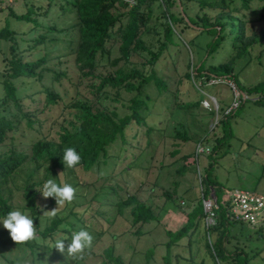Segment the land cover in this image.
Listing matches in <instances>:
<instances>
[{
    "label": "trees",
    "instance_id": "16d2710c",
    "mask_svg": "<svg viewBox=\"0 0 264 264\" xmlns=\"http://www.w3.org/2000/svg\"><path fill=\"white\" fill-rule=\"evenodd\" d=\"M45 2V5L36 7L29 5L26 12L20 15H15L10 7H6L8 17L30 25L31 28L24 33L29 39H22V35H17L10 29L8 22L0 29V49L4 44L8 50L7 57L2 58L3 68L0 69V148L7 146L5 142L11 140L21 126L40 134L42 124L37 113L25 105L27 101L35 102V94H43L46 107L60 104L62 111L69 110L72 113V120L65 127H59L56 139L46 140L39 136L29 143L27 152L16 151L12 146L6 152H0V215L15 209L11 202L12 191L18 192L21 205L17 208L32 216L36 230V237L32 240L15 243L0 228V248H26L33 254L37 251L36 246L55 234L63 233L64 239L70 240V232L79 226L92 228L90 223H86L84 215L89 206L95 203L97 207L94 214L95 217L99 216L98 209L108 204L106 198L110 192L112 200H115L111 203L117 214L122 215L128 210L133 226L157 221L152 210L134 194L125 193L120 196L114 187L103 184L100 188H95V181L82 183L83 181L75 180L71 185L74 188L81 184L89 188L92 186L91 198H87L91 191L86 188L81 195L85 198L83 207L73 205L65 217H58L57 211H54L53 217L46 223L47 219L42 217V213L49 206L53 207V201L52 198H42L37 190L49 176L56 179L58 184H63L67 183L68 177L74 176L77 169L86 174L93 167L106 165L112 145L119 142L121 150L125 151L124 145L129 144L125 131L132 123L145 127V134L149 135L155 124L146 119L155 111L154 103L157 102L167 110L168 115L163 120L175 111L194 109L205 98L204 90L214 86L206 85L210 79L230 81L246 98H252L255 104L264 103V80L244 87L233 74L235 61L248 55L253 45L264 38L262 34H248V21L243 12L253 2H262L264 8V0H133L132 4L125 0ZM154 8L158 12L155 19L160 22L159 28L149 25L154 18ZM187 31L194 32L193 37L189 38ZM31 34L34 37H30ZM198 38L203 42H199ZM181 41L190 50L192 46L199 48L197 43L203 45V56L195 65L187 55L183 75L195 86L198 85V91L201 92H198V100L194 103H178L177 91H170L166 81L153 69L160 56L168 52L171 45L183 46ZM114 47L118 56L111 58ZM54 53L55 57L52 58ZM142 53L146 54L147 59L145 63H140L141 68L138 69L132 59ZM219 54L224 55L223 62L206 64L209 58L214 59ZM68 57L72 59L71 65L75 71V81L71 83L73 95L61 97L52 87L43 88L35 94H25L32 83H40L45 77H49L51 86L66 78V70H62L59 65L63 58ZM51 61H56V64H50ZM172 64L174 66V62ZM128 66L131 67L126 68ZM230 97L232 99L231 91ZM108 102H113L116 106L109 107ZM148 102H153L150 108ZM216 102L217 121L206 135H211L221 126L222 136L210 137L214 138V145L210 149V156L208 155L211 161L201 175V185L204 196L207 195V188L213 187L216 197L221 199L224 192L217 189L216 180L210 177L209 171L215 163L217 153L230 138L227 120L231 114L224 116L222 113L230 103L221 109L219 99ZM209 113L212 115L214 111L210 110ZM175 136L182 141L188 140L185 133L177 132ZM205 141L207 144L210 140L206 138ZM67 147L75 149L81 157L80 163L73 168H63L61 162L63 151ZM183 159L186 160V157ZM180 172H183V168ZM110 177L111 175L104 179ZM184 215L185 222L182 226L174 231H165L168 238L163 243L166 256L181 239L186 237L189 241L191 234L202 224L204 213L200 196ZM41 219L45 222L42 228ZM215 223L208 231L202 227L203 247L211 264H247L254 253L248 255L244 243L236 240V235L240 232L248 240V228L231 221L223 205L216 212ZM62 224L66 226L64 229L59 227ZM103 232L104 230L94 233L98 237ZM263 233L264 231H256L255 234L262 239ZM45 248L60 262L67 264H75L87 254L85 249L82 253L73 255L67 253L66 249L58 253L55 249ZM152 250H148L149 255ZM68 254L69 258L66 256ZM105 254L108 262H117L111 256L110 249ZM37 264L42 263L39 261ZM198 264L204 263L200 261Z\"/></svg>",
    "mask_w": 264,
    "mask_h": 264
},
{
    "label": "rangeland",
    "instance_id": "374dc122",
    "mask_svg": "<svg viewBox=\"0 0 264 264\" xmlns=\"http://www.w3.org/2000/svg\"><path fill=\"white\" fill-rule=\"evenodd\" d=\"M45 1L0 0V29L8 22L10 29L15 31L17 35H22V39H29L24 33L31 28L30 25L8 17L6 7H10L15 15H20L26 12L29 5L34 7L45 5ZM262 6V2H253L250 8L243 12L246 21H248L246 26L248 34L256 36L262 34L264 37V8ZM157 15V8H154V18L149 25L159 28L160 22L155 19ZM31 35L30 37H34L33 34ZM193 35L194 32L187 31L189 38ZM183 37L185 38V35ZM197 40L203 42L199 38ZM181 43L183 46L171 45L168 52H164L160 56L153 69L158 76L166 81L170 91H177L178 103H194L199 97V87L198 85L195 86L191 80L185 79L183 75L186 71L187 55L190 62L195 65L203 56V45L197 43L196 46L201 49L192 46L190 50L183 41ZM154 44L157 45L155 41ZM7 55V47L3 44L0 49V69L3 68L2 58L7 57ZM54 55L55 53L51 55L52 58L55 57ZM117 56V49L114 47L111 58ZM146 59V54L142 53L140 56L135 55L132 60L140 69V63H145ZM223 59L224 55L219 54L214 59L209 58L206 64H219L223 62ZM71 61L72 59L69 57L63 58L59 65L62 70H66V78L51 86L49 77H45L40 83H32L25 94H35L43 88L52 87L61 97L73 95L74 90L71 83L75 81V71ZM172 62H174V66ZM52 63L56 64V61H51L50 64ZM145 66L148 67L146 64ZM129 67L131 66L126 68ZM233 74L244 87L253 86L264 80V38L261 42L253 45L248 55L235 61ZM225 83L227 82L204 90L207 97L219 99L221 109L231 102L230 91L232 87ZM207 97L205 98L207 105H204L202 101L198 107L185 112L175 111L165 120L163 119L168 115L167 110L157 102L154 105L153 102H148L149 108L152 105L156 107L155 111L146 119L155 124V128L149 135L145 134V127L132 123L125 131L126 140L129 144L124 145V152L117 142L109 148V159L106 165L100 164L98 167H93L86 174L77 169L74 176L67 178V183L70 185L75 180L83 181L82 183L95 181V188H100L104 184L116 188L120 196L125 193L134 194L157 216L156 222L133 226L128 216V210H125L122 215L117 214L114 204L111 203L115 200H112L111 192L108 193L106 198L108 204L105 206L106 208L104 207L105 209L100 206L98 209L99 216L95 217L94 214L97 207L95 203L89 206L84 215L86 223H90L92 228L85 229L82 225L76 229L87 230L92 235V242L85 249L87 254L84 259L75 264H167V262L168 264H198L200 261L204 264H211V260L203 247L202 224L198 226L194 234H191L189 241L186 237L178 241L177 245L171 248L168 256H166L163 247V243L168 239L165 236V231H174L182 226L185 222L184 212L193 206L195 199H199L197 174H204L211 161L209 156L210 149L214 145V138L222 136L221 126H218L211 135H206L207 131L212 129L218 111L215 110V106ZM33 99L35 102L27 101L25 105L37 113L42 124L40 134L21 126L18 132L12 135L11 140L5 142L7 146L0 148V152H6L11 146L16 151L27 152L32 140L39 136L46 140H54L57 137L59 127H65L67 122L72 120V113L69 110L62 111L60 104L46 107L43 102V94H35ZM107 105L109 107L116 106L113 102H108ZM210 110H213L214 114L211 115ZM227 124L230 138L222 150L217 153L215 163L209 171L210 177L216 180L217 189L222 192L243 190L264 196V103L257 105L250 97L246 100L242 98L238 108L228 118ZM177 132L185 133L188 140L176 139L175 134ZM132 136L135 138L132 139ZM212 136L214 138L210 139ZM206 138L210 140L207 144ZM201 140L209 149V153L201 155L196 160L194 159V147ZM183 157H186V160ZM182 168L183 172L181 173L180 169ZM110 175L109 179H104ZM86 188L91 191L87 196L90 199L93 191L92 186L89 188L84 184L74 188L73 199L70 202L55 204L52 198L53 207L49 206L42 213V217L47 219L46 223L53 217L47 211L54 210L57 211L58 217H65L73 205L83 207L85 198L81 195L84 190L86 191ZM11 202L15 209L21 205L18 192L12 191ZM43 220L41 219L40 228L45 223ZM33 226L35 227L34 223ZM103 230L102 235L98 237L94 233ZM246 231L249 236L248 240H245L239 234L240 232L237 233L236 240L244 243L248 255L254 253L252 258L248 259L247 264H264V237L259 239L255 234L256 231L248 229ZM46 240L35 247L37 251L34 254L26 248H0V264H37L39 261L40 263L43 261L44 264H67L60 262L53 256L52 252L46 250ZM150 248L153 250L149 255L148 250ZM107 249H110L111 256L117 262H108L105 254ZM66 256L70 257L69 254Z\"/></svg>",
    "mask_w": 264,
    "mask_h": 264
},
{
    "label": "built area",
    "instance_id": "2783aa9c",
    "mask_svg": "<svg viewBox=\"0 0 264 264\" xmlns=\"http://www.w3.org/2000/svg\"><path fill=\"white\" fill-rule=\"evenodd\" d=\"M130 4L133 0H125ZM225 84L230 85L232 99L229 106L224 110L223 115L227 116L231 114L236 108H238L241 99L244 98L242 94L235 88L234 84L230 81L220 80V79H210L207 81L206 85L215 84ZM206 98V94L204 93ZM203 99L204 105H207L206 99ZM208 100L212 102L215 106V110H218V105L214 97H207ZM214 124L217 121V113ZM209 149L205 146L204 142L201 140L196 143L194 149V159H198L201 155H207ZM198 187L200 192V200L202 205V210L204 213V218L202 225L206 231L215 226V216L219 209V206H224L229 215V219L233 222L245 225L249 230L252 231H264V196L258 193L243 191V190H232L230 192H224L222 198L218 199L215 194V189L213 187L207 188V195H203V187L201 185V175L197 174Z\"/></svg>",
    "mask_w": 264,
    "mask_h": 264
},
{
    "label": "clouds",
    "instance_id": "9594fccd",
    "mask_svg": "<svg viewBox=\"0 0 264 264\" xmlns=\"http://www.w3.org/2000/svg\"><path fill=\"white\" fill-rule=\"evenodd\" d=\"M80 159V154L75 149L67 147L63 151L61 162L63 168H73L80 163ZM37 190L42 198H53L55 204L70 202L75 191L70 184H58L56 179L50 176ZM47 212L54 214V210ZM33 223L32 216L21 209H13L0 215V228L5 230L10 240L15 243L29 241L34 238L36 230ZM59 227L64 229L66 226L62 224ZM63 235L61 233L59 236H53L46 240L47 248L50 250L55 249L57 252H64L66 249L67 253L79 254L88 248L92 242V236L83 228L70 232V240L64 239ZM65 241H67V245H65ZM41 262L44 264L43 261Z\"/></svg>",
    "mask_w": 264,
    "mask_h": 264
},
{
    "label": "water",
    "instance_id": "95a60500",
    "mask_svg": "<svg viewBox=\"0 0 264 264\" xmlns=\"http://www.w3.org/2000/svg\"><path fill=\"white\" fill-rule=\"evenodd\" d=\"M242 94V93H241ZM242 96L244 97V98H246L245 96H244V94H242Z\"/></svg>",
    "mask_w": 264,
    "mask_h": 264
}]
</instances>
